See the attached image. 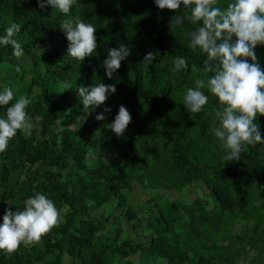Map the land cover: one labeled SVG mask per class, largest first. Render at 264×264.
I'll return each instance as SVG.
<instances>
[{"label": "trees", "instance_id": "obj_1", "mask_svg": "<svg viewBox=\"0 0 264 264\" xmlns=\"http://www.w3.org/2000/svg\"><path fill=\"white\" fill-rule=\"evenodd\" d=\"M218 2L226 6L229 0ZM184 11L160 9L154 0H76L68 15L79 16L97 28V49L79 61L68 56L69 42L60 27L65 14L51 6L40 8L38 0H0V34L13 22L21 25L17 38L24 57L31 60L25 67L13 55L11 45L0 46V89H14L10 104L21 95L32 98L27 112L36 133L32 140L18 130L7 150L0 153V222L6 208H22L26 198L41 192L57 208L68 207L66 221L41 238L49 252H56L64 251L59 236L69 237L68 252L75 262L114 264L117 258L144 252L158 260L157 264H236L232 248L222 244L233 236L230 216L236 200L222 184L232 180L240 187L245 176L263 184L264 166L250 152L253 146L238 161L222 159L223 149L211 131L210 112L219 106L214 95L209 93L202 112L185 108L182 99L187 88L209 74L203 73L206 55L190 47L187 33L194 25L186 21L171 30L170 18ZM53 41H57L54 46ZM119 43L127 44L131 53L109 78L102 61L107 49ZM150 51H159L160 57L146 65L143 57ZM256 52L264 67V45H257ZM176 56L186 58V69L171 70ZM179 79L187 85L175 88L172 82ZM101 81L116 86L108 97L112 102L108 104L107 99L98 107L85 109L78 88ZM162 89L177 94L176 113L163 106ZM121 104L132 116L121 137L129 172L138 175L145 187L155 183L175 189L202 180L215 204L211 210L199 201L182 207L174 203L168 209L158 205L157 210H133L123 194L131 176L115 174L101 157L115 136L106 126ZM105 105L111 112L105 114V120H97ZM7 107L0 106V115ZM86 114L91 121L83 124ZM258 122L264 134V115L258 116ZM91 153L97 156L88 160ZM256 195L245 189L240 193L247 206H253ZM118 209L119 215L115 213ZM122 216L134 230L140 225L136 221L144 225L147 234H141L139 241L123 235L116 223ZM209 217L218 221L221 231L212 233ZM252 246L256 253L249 264H264V231ZM26 254L23 243L13 252L0 250V264H28Z\"/></svg>", "mask_w": 264, "mask_h": 264}, {"label": "clouds", "instance_id": "obj_2", "mask_svg": "<svg viewBox=\"0 0 264 264\" xmlns=\"http://www.w3.org/2000/svg\"><path fill=\"white\" fill-rule=\"evenodd\" d=\"M38 3L42 9L51 6L66 15L60 27L69 42L68 56L83 61L94 53L97 49L95 25L79 16L68 15L76 0H38ZM154 3L160 9L176 10L175 13L186 10L170 18L171 27L183 26L186 21L194 25L187 33L190 47L199 48L206 55L203 73L210 75L206 79H196L195 86L187 88L183 104L191 112L199 113L205 110L209 93L218 99L219 106L210 112L211 131L223 149L222 159L225 162L238 161L249 146L264 144V134L258 122V116L264 115V67L256 52L257 45H264V0H229L226 6H221L218 0H154ZM20 30L21 25L13 22L4 34H0V46L11 45L17 58L25 56L17 38ZM130 53L131 48L125 43L107 49L102 61L107 77L113 76ZM157 57H160L159 51H150L143 61L151 65ZM171 63L174 72L188 67L183 56L174 57ZM78 92L84 108L89 109V106L104 104L116 92V86L101 81L80 86ZM13 99L11 86L0 89V106H8L0 115V153L7 150L18 130L30 135L34 126L29 122L27 112L32 98L21 95L10 104ZM109 112L111 108L105 105L96 119L105 120V114ZM131 120L129 109L121 104L106 127L118 137L123 136ZM59 220L60 209L55 201L36 192L24 200L22 208L5 209L0 222V250L13 252L22 243L38 242Z\"/></svg>", "mask_w": 264, "mask_h": 264}, {"label": "rangeland", "instance_id": "obj_3", "mask_svg": "<svg viewBox=\"0 0 264 264\" xmlns=\"http://www.w3.org/2000/svg\"><path fill=\"white\" fill-rule=\"evenodd\" d=\"M171 30L175 29L171 27ZM56 44L57 41L52 42L53 46ZM39 50L40 49H37V51ZM20 61L25 65V67H28L31 64V60L28 57H21ZM3 74L6 75V72ZM187 83L188 82L185 80H180L178 83L172 82V84H175V88L184 87ZM159 95L163 106L169 112H174L176 110L178 98L176 97L177 94H174L173 89L159 90ZM111 102L112 98L107 100L108 104ZM177 113H179V111ZM90 121V114H86L81 119L83 124ZM113 134L115 135L113 140L110 142V145L101 157L108 163V165L111 166L112 171L115 174L131 176V183L123 190V194L127 198V201L130 206H132L133 210L146 211L145 209L147 207L151 210H157L158 205L161 208L168 209L173 208L172 205L174 203L179 204V206L182 207L184 205H192L198 201L206 204L207 210H211L215 206L214 201L210 196L209 188L202 180L194 181L175 189H167L163 185H156L155 183L152 186L146 187L142 185L138 180V175L133 176V173H130L128 168L124 165L126 151L123 145V140L121 139L122 136L118 137L114 132ZM27 137L32 140H36V133H34L33 127L31 129V134L27 135ZM250 152L253 153L259 162L264 166V144H257L253 146ZM96 156L97 154L95 155L91 153L88 156V160L94 159ZM23 178H25V176H23ZM222 185L225 192L232 195L236 200L234 204L236 210L230 216V220L232 222L230 228L232 227L231 233L233 236L231 238L223 239L222 244L232 248L233 253L235 254L236 264H249V258L256 253L252 246L255 238L258 237L262 231H264V183L258 184L253 177L245 176L241 180L240 187H237L232 180L223 182ZM257 187L260 188L257 189ZM242 189H245L250 193L255 192L257 194L253 202V206H247L243 202V199L240 197ZM58 209H60L59 222H65L68 212L67 205H60ZM99 211H102V209ZM115 213L119 215L121 213V209L116 210ZM116 223L122 229L123 235L134 238L136 241H139L140 238H142V236H140L141 234H147V231L144 230V225H141V223H137L136 221L135 224L140 225L136 230H134L132 229L131 224L123 216L120 217ZM207 225L213 234L222 230L218 221L216 223L215 219L211 217L207 220ZM59 237L62 241V249L64 251L57 250L56 252H49L42 238L38 242L24 244V247L27 249L26 258L28 264H82L80 261L75 262L68 252L70 247L69 237L63 235H60ZM157 262L158 260H154L150 254L138 252L137 254L124 258H117L114 264H157Z\"/></svg>", "mask_w": 264, "mask_h": 264}]
</instances>
